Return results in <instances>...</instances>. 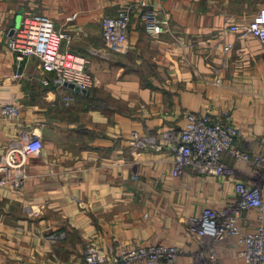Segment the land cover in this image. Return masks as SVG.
Returning a JSON list of instances; mask_svg holds the SVG:
<instances>
[{"label":"crops","instance_id":"0c3cea01","mask_svg":"<svg viewBox=\"0 0 264 264\" xmlns=\"http://www.w3.org/2000/svg\"><path fill=\"white\" fill-rule=\"evenodd\" d=\"M141 1L0 0V161L16 152L15 174L25 175L20 188L0 186V264H86L92 247L114 254L150 243L181 247L175 264H207L212 250L219 264H247L236 237L201 238L190 219L234 201L237 181L264 193V171L224 153L230 175L187 167L174 176L164 133L181 131L185 113L228 111L236 146L264 153V44L231 29L249 24L264 0ZM124 6L128 50H107L101 20ZM147 9L167 21L164 32H146ZM28 11L70 33L69 48L97 81L87 92L45 74L38 57L17 75L7 40ZM7 103L21 106L18 120L2 117ZM34 137L43 148L26 155L22 144ZM256 225V211L244 212L241 230Z\"/></svg>","mask_w":264,"mask_h":264},{"label":"built area","instance_id":"2783aa9c","mask_svg":"<svg viewBox=\"0 0 264 264\" xmlns=\"http://www.w3.org/2000/svg\"><path fill=\"white\" fill-rule=\"evenodd\" d=\"M140 4L147 6L145 0ZM142 18L149 35L155 36L165 31L167 21L158 18L153 10H145ZM130 22L129 6L122 7L114 16L105 15L102 18L105 49L121 53L128 50ZM231 29L239 31L241 37L253 35L264 44V9L249 24L233 25ZM71 41L70 33L57 29L50 16L28 11L8 38L7 47L15 55L19 70L17 75H22L20 69L25 61L38 57L42 71L53 74L60 84L73 83L88 90L97 81L88 70L89 60L69 48ZM229 48L226 46L225 50ZM42 82L49 84L50 78H44ZM21 112V106L17 103H7L2 107V117L6 120H18ZM239 134L240 129L231 123L228 111H224L222 117L185 113V125L181 131L168 130L164 133V138L171 141L175 149L173 175L180 176L187 167H194L204 174L230 175L231 169L222 161L224 153L264 171V153L252 154L237 147L235 141ZM138 143L141 145L140 140ZM42 148L43 141L39 137L26 138L22 144V151L26 155L38 153ZM18 157L16 152L11 151L0 161V171L6 174V178L0 180V186L11 181L15 188L21 187L25 175H16L14 171L20 165ZM134 179H138V174H134ZM235 192L234 201L219 208L206 207L199 217H192L190 222L201 238L222 241L227 237H236L241 245L239 254L247 264H264V193L260 187L247 185L243 181L236 182ZM248 210L256 211L257 225L252 230L242 231L240 219ZM181 253V247L166 243L124 247L114 254L92 247L86 252L85 262L175 264ZM207 264H219L215 250L210 252Z\"/></svg>","mask_w":264,"mask_h":264},{"label":"water","instance_id":"95a60500","mask_svg":"<svg viewBox=\"0 0 264 264\" xmlns=\"http://www.w3.org/2000/svg\"><path fill=\"white\" fill-rule=\"evenodd\" d=\"M19 26V25H18ZM15 29V28H14ZM13 29V30H14ZM64 85H66V86H68V87H70V88H72V89H74V90H77V91H83V92H87V89H81L79 86H77V85H75V84H73V83H64Z\"/></svg>","mask_w":264,"mask_h":264}]
</instances>
